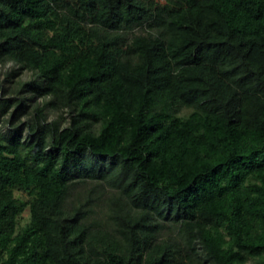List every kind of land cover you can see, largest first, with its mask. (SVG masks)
Here are the masks:
<instances>
[{
	"label": "trees",
	"instance_id": "16d2710c",
	"mask_svg": "<svg viewBox=\"0 0 264 264\" xmlns=\"http://www.w3.org/2000/svg\"><path fill=\"white\" fill-rule=\"evenodd\" d=\"M162 1L0 0V264H264V0Z\"/></svg>",
	"mask_w": 264,
	"mask_h": 264
},
{
	"label": "rangeland",
	"instance_id": "374dc122",
	"mask_svg": "<svg viewBox=\"0 0 264 264\" xmlns=\"http://www.w3.org/2000/svg\"><path fill=\"white\" fill-rule=\"evenodd\" d=\"M162 2H165L164 0ZM134 32L136 33H141L143 32V28L141 27H137ZM13 64L12 62H9L7 63L5 66L3 65H0V73H5L6 71L10 70L13 68ZM32 76V72L31 71H24L23 74H22V78L25 79V80H28L30 79ZM3 77V76H2ZM189 110L188 109H184L182 110L181 113H186L188 112ZM66 116H68V113H65ZM58 117V112H52L51 115H50V118L51 119H55ZM92 186V183H78L76 185H74L73 189L71 190V193H70V201H76L77 199L79 198H83L89 191V188H91ZM17 196L19 197H22V198H27L28 195L26 192H22V191H17ZM97 213L94 214L95 216L94 217H97L99 219H103L104 216H105V213H104V208L98 206L97 208ZM27 215V213L25 214ZM245 264H256V262L254 260H249L248 262H246Z\"/></svg>",
	"mask_w": 264,
	"mask_h": 264
}]
</instances>
